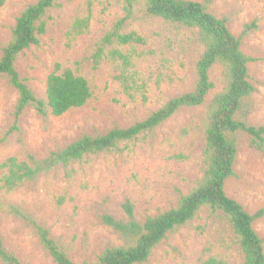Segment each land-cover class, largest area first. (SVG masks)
I'll use <instances>...</instances> for the list:
<instances>
[{"label": "rangeland", "instance_id": "1", "mask_svg": "<svg viewBox=\"0 0 264 264\" xmlns=\"http://www.w3.org/2000/svg\"><path fill=\"white\" fill-rule=\"evenodd\" d=\"M39 0H7L0 9V59L13 39L21 13ZM202 3L231 33L241 39V50L252 58L249 81L255 91L243 101L236 119L264 125V0H190ZM123 34L136 33L143 43L104 46L101 41L128 16ZM89 18L84 33H72L74 22ZM44 20L46 33L38 44L24 50L15 65L35 97L46 101L47 79L61 65L86 78L92 98L81 108L62 116L38 112L30 104L0 146V163L9 157L38 159L63 150L85 136L105 135L146 120L170 100L197 85V63L206 45L197 28L147 13L145 0H56ZM119 50L130 65L114 54ZM214 86L200 106L184 107L160 126L111 150L87 154L81 160L59 165L8 190L0 191V236L22 264H57L42 245L34 226L12 208L35 219L50 232L74 264H98L111 247L127 241L104 218L128 222L125 204L134 207V219L148 217L179 205L203 180L208 114L228 80L224 68L210 70ZM19 92L6 76L0 77V138L14 125ZM235 175L225 183L226 194L255 217L264 210V151L251 146L245 133L235 135ZM7 171L2 170L1 174ZM253 228L263 241L264 212ZM243 264L239 238L221 212L202 207L186 224L170 232L144 264H205L210 259ZM0 264H3L0 260Z\"/></svg>", "mask_w": 264, "mask_h": 264}, {"label": "trees", "instance_id": "2", "mask_svg": "<svg viewBox=\"0 0 264 264\" xmlns=\"http://www.w3.org/2000/svg\"><path fill=\"white\" fill-rule=\"evenodd\" d=\"M55 1L39 0L27 7L17 19L13 39L3 49L0 59V77L6 76L20 96L15 110L14 125L3 138H0V146L13 130H18L19 119L30 104L36 105L38 112L43 115L47 114V107L54 116H62L72 109L83 107L92 98L93 93L86 78L77 75L71 69L61 71V65L57 64L55 71L47 79V99L39 100L16 68L15 62L18 56L32 45L38 44L40 36L46 33L47 24L44 17ZM6 2L7 0H0V9ZM145 2L149 15L199 30L200 39L206 45V49L197 63L198 80L195 89L170 100L146 120L129 128H116L101 136H85L63 150L50 153L45 159H38L34 155H29L28 160L9 157L5 162L0 163V191L3 188L13 190L61 164L67 165L81 160L87 154L114 149L120 142L151 132L179 109L202 105L214 86L210 79V70L216 64H220L224 68L228 86L224 92L216 96L208 114L207 144L204 151L206 168L202 182L191 193L184 196L177 207L148 217L143 224L134 219V207L130 202L125 204L129 218L127 223L106 216L105 223L112 226L127 241V245L108 248L102 254L98 264L146 263L153 250L170 232L191 221L204 206L209 207L212 213H223L227 218L239 238L244 254L243 264H264L263 241L252 225L255 217H260L264 210L253 217L225 192L226 181L235 175L234 165L237 155L235 135L240 132L247 134L250 137L251 146L264 151V125L256 127L236 119L244 99L255 91V87L249 81L248 63L252 61V58L243 53L241 39L231 33L226 21L209 13L202 3L190 0H145ZM132 5L133 0H129V6ZM130 15L131 11L128 10V16L120 20L114 31L103 38L95 56L96 64H99L104 54L105 45L117 42L123 46L144 42L143 38L136 33L120 32ZM89 20V18L77 19L73 24L72 33H84L89 27ZM114 54L120 57L126 66L130 65L128 57L119 50H115ZM2 170L7 172L2 175ZM3 208L0 198V211ZM12 211L26 218L34 226L42 245L57 264H74L51 238L47 229L20 210L12 208ZM0 260L3 264H22L18 257L7 249L1 236ZM205 264L227 263L213 258Z\"/></svg>", "mask_w": 264, "mask_h": 264}]
</instances>
